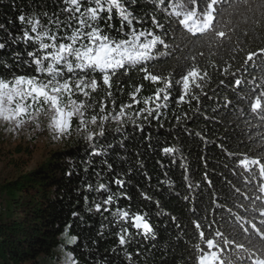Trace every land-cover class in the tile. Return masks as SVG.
<instances>
[{
  "label": "snow or ice",
  "instance_id": "obj_1",
  "mask_svg": "<svg viewBox=\"0 0 264 264\" xmlns=\"http://www.w3.org/2000/svg\"><path fill=\"white\" fill-rule=\"evenodd\" d=\"M146 3L166 13V24L160 22L155 11L138 16L134 11L138 0H63L59 12L19 15L22 35L12 36L11 40L14 44H24L27 58L16 52L11 57L14 64H9L7 59L0 60V65L8 70L6 75H0V121L18 129L34 121L35 115L40 113L50 120L48 127L55 134L54 138H67L74 131L85 142L88 148L85 172L96 163L95 157H103L99 163L112 173L113 165L107 157L116 146L101 141L112 132L120 133L119 148L126 149L124 140L128 138V126H132L133 132L143 133L145 123L150 125L162 116L167 118L177 88L180 92L174 100L177 108L183 104L191 105L193 100L199 104L200 95H207L204 88L209 77L208 72L198 66L197 57L205 55L200 49L207 47L209 55L219 56V50L224 49L225 44L231 45L235 38L236 46L227 49L235 52L250 34L247 29H240L241 24H247L249 20L254 26L264 24V0H146ZM114 16L120 20L119 28L112 24ZM149 19L151 28L145 27ZM170 35L171 43L167 39ZM181 37L182 42L177 44ZM257 38L253 33L252 39ZM6 45L7 41L0 42V50ZM259 51L264 53V49ZM257 55L256 52L247 53L242 73L249 71V62H252V69H256L254 57ZM168 57L183 60L178 79L169 78L171 74H154L153 70L158 67L155 62ZM14 68L33 69L35 74L27 70L17 73ZM133 71L143 73L145 81L161 86L154 94L138 98L143 85H137L129 93V101L117 105L113 78L128 76ZM222 74H229V69L224 68ZM220 83L224 84V81ZM248 83L252 85L248 89L250 111L264 121V83H256L255 78ZM235 85L240 88L242 80L237 78ZM118 90L123 92L122 87ZM141 103L143 107H137ZM231 103L226 101L225 106ZM172 113L179 122L181 114L175 109ZM182 115L187 117V113ZM148 139L150 141L151 136ZM260 140L264 141V135ZM219 146L223 148V145ZM162 152L172 155V162H176L174 154L177 149L174 146H165ZM261 155L264 152L258 153L256 158L245 156L236 165L247 174L243 181L245 190L233 186L222 196L205 173L204 179L212 189L210 205L203 204L199 210L194 205L190 209L196 214L193 225L200 241L194 245L196 264H264V159ZM120 159L127 160V157L121 156ZM137 164L143 168L142 161L138 160ZM181 167L185 169L184 179L188 181L189 189V195L183 199L189 202L191 196L194 202L196 197L192 194L200 185L191 183L182 158ZM131 172L130 167L128 174ZM96 175L97 184L86 186L87 190L98 193L88 211L100 213L103 209L111 213L119 226L116 233L119 246L123 248L131 244L135 236L155 240L156 234L146 218L147 213L111 208L121 198L132 199L122 191L128 183L123 178L125 174L113 175L109 183L100 182L101 172ZM109 184H115L118 190L113 192ZM141 195L145 200L151 199L144 192ZM84 199L87 204L88 197ZM233 208L243 211L234 212ZM225 211L229 216L227 220ZM72 215L77 217L79 213L73 212ZM172 219L175 222L176 218ZM129 225L136 230L134 234L129 231ZM205 230L208 231L207 237ZM68 239L75 243L78 237ZM228 248L232 249L231 253L225 252ZM136 254L141 255L139 251ZM126 255L131 261L132 255ZM64 264L77 262L68 253Z\"/></svg>",
  "mask_w": 264,
  "mask_h": 264
},
{
  "label": "trees",
  "instance_id": "obj_2",
  "mask_svg": "<svg viewBox=\"0 0 264 264\" xmlns=\"http://www.w3.org/2000/svg\"><path fill=\"white\" fill-rule=\"evenodd\" d=\"M62 6L63 0H0V25H3L0 28V42L7 41L6 48L0 50V60L7 59L9 64H14L11 57L16 52L27 58L24 44H14L11 40L12 36L22 35L19 15L59 12ZM134 11L138 16L155 11L160 22L166 24V13L159 12L146 0H138ZM112 24L119 28V18L114 16ZM145 27H152L150 19ZM240 29H247L250 34L235 52L227 51L236 46L235 38L231 45L225 44L224 49L219 50V56L209 55L207 47L200 49L205 55L197 57L198 66L202 71L206 70L209 77L204 88L207 95H200L199 104L193 100L191 105L183 104L177 108L174 103L175 97L180 94L177 88L173 92V103L166 113L167 118L162 116L150 125L145 123L143 133L133 132L132 126H128V138L124 140L126 149L119 148L120 133L112 132L106 140L101 141L116 146L107 157L114 172H107L106 166L99 163L103 157H95L96 163L85 172L88 148L73 131L72 141L64 148L52 153L43 164L26 173L20 182L4 185L0 190V200L6 203V211L0 213V264H64L68 253L72 254L77 264H196L194 245L200 241L193 225L196 214L190 209L194 205L198 210L203 204L210 205L212 189L204 179L205 173L222 196L233 186L245 190L243 181L247 174L236 165L245 156L256 158L258 153L264 152V141L260 140V136L264 135V121L251 113L248 104V89L252 86L248 81L255 78L256 83H264V53L259 51L264 49V24L254 26L249 20L247 24H241ZM253 33L258 37L256 40L252 39ZM167 39L171 43V35ZM182 40L183 37L177 39L176 43ZM248 52L258 53L254 57L257 67L253 70L252 62H249V71L242 73ZM179 55L182 57L183 54ZM155 63L158 67L153 70L154 74H171L169 78H179L182 58H161ZM224 68L229 69V74H222ZM33 69L13 70L17 73L27 70L35 74ZM7 72L0 65V75ZM143 75L133 71L128 76L113 78L117 105L128 102L129 93L137 85H143L138 98L154 94L156 88L161 86L145 81ZM237 78L242 80L240 88L235 85ZM121 87L122 93L118 90ZM195 91L200 92L199 89ZM229 100L232 103L225 106ZM137 107H143V104ZM172 109L181 114L179 122ZM183 113H187V117ZM219 145H223V148ZM165 146L177 149L175 163L172 162V155L162 152ZM121 156H126L127 160H121ZM181 158L187 165L191 183L200 185L192 194L196 197L194 202L191 196L189 202L183 199L189 195V189ZM261 158L264 159V155ZM138 160L143 162V168H139ZM130 167L132 172L129 175ZM69 172L71 175H68ZM96 172H101L99 180L104 183H109L115 174H125L123 178L128 183L122 191L132 199L121 198L111 208L147 213L146 218L156 234L155 240L135 236L131 244L122 248L116 236L119 226L111 213L103 209L100 213L88 211L98 193L87 190L86 186L89 183L97 184ZM109 186L113 192L118 190L115 184ZM141 192L151 199L145 200ZM85 197H88L87 204ZM228 203L231 204V200ZM233 211L243 210L233 208ZM73 212L79 215L73 217ZM224 215L227 220L229 216L226 211ZM172 217L176 218L175 222ZM129 231L133 234L136 232L130 225ZM205 232L207 237L208 231ZM70 236H77V241L71 243L68 239ZM137 251L141 255H137ZM225 252L231 253L232 249H225ZM126 253L132 255L131 261Z\"/></svg>",
  "mask_w": 264,
  "mask_h": 264
},
{
  "label": "rangeland",
  "instance_id": "obj_3",
  "mask_svg": "<svg viewBox=\"0 0 264 264\" xmlns=\"http://www.w3.org/2000/svg\"><path fill=\"white\" fill-rule=\"evenodd\" d=\"M49 123L48 117L40 113L35 115L34 121L18 129L0 121V190L7 183L20 182L26 173L39 167L52 153L72 141L73 133L67 138H54ZM37 124L39 127H36ZM0 202L2 212L6 211V203Z\"/></svg>",
  "mask_w": 264,
  "mask_h": 264
},
{
  "label": "built area",
  "instance_id": "obj_4",
  "mask_svg": "<svg viewBox=\"0 0 264 264\" xmlns=\"http://www.w3.org/2000/svg\"><path fill=\"white\" fill-rule=\"evenodd\" d=\"M2 210H3V207H2V204L0 202V212H2Z\"/></svg>",
  "mask_w": 264,
  "mask_h": 264
}]
</instances>
